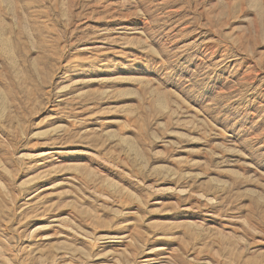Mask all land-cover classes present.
Instances as JSON below:
<instances>
[{
    "label": "rangeland",
    "instance_id": "rangeland-1",
    "mask_svg": "<svg viewBox=\"0 0 264 264\" xmlns=\"http://www.w3.org/2000/svg\"><path fill=\"white\" fill-rule=\"evenodd\" d=\"M0 264H264V0H0Z\"/></svg>",
    "mask_w": 264,
    "mask_h": 264
}]
</instances>
